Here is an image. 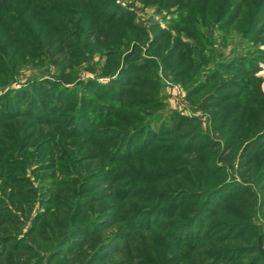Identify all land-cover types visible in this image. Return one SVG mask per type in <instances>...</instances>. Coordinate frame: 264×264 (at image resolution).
Listing matches in <instances>:
<instances>
[{"label": "rangeland", "instance_id": "obj_1", "mask_svg": "<svg viewBox=\"0 0 264 264\" xmlns=\"http://www.w3.org/2000/svg\"><path fill=\"white\" fill-rule=\"evenodd\" d=\"M89 1L0 0V264H186V227L189 264H264V0ZM184 190L194 227L165 218Z\"/></svg>", "mask_w": 264, "mask_h": 264}, {"label": "trees", "instance_id": "obj_2", "mask_svg": "<svg viewBox=\"0 0 264 264\" xmlns=\"http://www.w3.org/2000/svg\"><path fill=\"white\" fill-rule=\"evenodd\" d=\"M101 2V0H90L88 3H87V6H86V8H87V15H89V18H91V19H102V18H104V16H102V8H101V6H102V4L100 3ZM85 8V3L83 4V8L82 9H86ZM49 17H53V16H51V14L50 15H48ZM116 19H115V17H111L110 18V20H108L107 21V26H109V25H113V23H114V21H115ZM95 34H98L99 35V32H96V33H94V35ZM115 92V93H114ZM114 93V94H113ZM119 93L122 95V92L121 91H119ZM120 94H118V90H113L112 91V97H113V99H115L117 96H121ZM114 96H115V98H114ZM112 101V100H111ZM86 105V104H85ZM88 106H93V104L92 103H88L87 102V106L86 107H88ZM86 107H85V109H86ZM105 109H106V111L107 110H109L110 108H107V107H105ZM110 112V111H109ZM99 114H104L105 112H98ZM107 113V112H106ZM80 115V114H79ZM93 119V118H92ZM91 121V120H90ZM176 122H175V124H172L171 125V127L173 128V132H176V131H179L180 132V130L185 126V124H189V122H188V120L187 119H184V117L182 118V117H179V118H177V120H175ZM99 123V122H98ZM98 123H93L92 121H91V126H95L96 124H98ZM138 128L139 127H136V128H132V129H130V130H128L129 132H134L135 130H138ZM169 129V128H168ZM178 132V133H179ZM90 133H94V130H91V132ZM89 132L87 133V135H89L90 134ZM101 134V133H100ZM181 134L182 133H179V136H178V139H180L182 136H181ZM102 135V134H101ZM154 147V146H153ZM119 149H118V151L116 152L114 149H116V148H113V149H111V150H109V154L113 157L114 156V158H113V161H115L116 163H124L125 161H127L128 159H132V158H139V159H148L149 157H152V155H154V153H152L151 151L153 150V148H150V149H148V150H144V148L143 149H141V150H135V151H133V152H131V153H127V152H123V153H121L120 152V147H118ZM107 153V154H108ZM180 168H183V170H185V171H183V172H181V171H179L180 170ZM166 171V172H165ZM189 173V175L188 176H190V173H193L194 172V168H192V167H190V166H188V165H186V164H180V165H178V166H172V167H169V168H167V170H163L162 172H160V174L161 175H163V174H165V173H171L172 175H170V176H165V177H163V176H160L159 174H157V175H159L156 179H159V177H163V180H167V181H171L172 179H174L173 177H177V176H179V175H183V174H185V173ZM156 176V175H155ZM186 176V175H185ZM216 188H218V187H216ZM215 188V189H216ZM199 190H184V191H182L181 192V195L179 196V203H175V202H173V203H175V207H177V209L178 210H174L173 209V212L171 211L170 213H168L166 216H165V218H179V219H181V220H183L184 221V223H186V222H188L187 223V226H192V227H194L193 225L195 224V220H196V218H197V214L198 213H196L194 210H193V208L192 207H194L195 205H198V202L197 201H195V199H197L198 197H201V195L200 194H198V193H200V192H198ZM181 197V198H180ZM160 198V197H159ZM183 198V199H182ZM203 200V199H202ZM194 201V202H193ZM174 205V204H173ZM201 205H200V203H199V205H198V208L200 207ZM116 208V209H115ZM113 210H114V212H113V214H110V215H108V216H106L105 215V217L106 218H104V219H108L107 220V222H109V221H114L112 224H117V223H121V219H122V216H126V218L128 217V219H129V217L130 218H132V216H135L137 213H139V211H141V209L140 208H137V207H128V208H124V206L123 205H121V204H118V205H116V206H114V208H112ZM180 210V211H179ZM191 211V212H190ZM185 213H186V215H185ZM189 213V214H188ZM188 214V215H187ZM180 215H183V217H179ZM139 216V215H138ZM249 217V216H248ZM181 223H183V222H181ZM170 225H172V224H170ZM174 226V225H173ZM107 226H105V228H106ZM146 229H148L149 231H150V235H149V237H147V236H145V237H147V242L145 243V245H144V248H146V246L149 244L150 246H152V247H154V244H155V248L154 249H157V250H159V249H161V246H160V244L157 242V239H156V236H157V234L160 232V233H163V232H165V230H163V232H161L160 230H161V228H160V230H158L159 228H155V227H150V228H146ZM151 229L152 230H155V229H157V233L156 232H154L153 231V233L151 232ZM170 229H172V228H170ZM136 230H138V229H136ZM135 230V231H136ZM184 230H185V228H184ZM186 231H187V234L185 235V236H180V235H174V232H170L169 230H168V232H165L166 233V236H165V238H168V239H171L173 242H175L176 244H182L183 242H188V244L186 245L188 248H185L186 250L185 251H183V253L181 254V257L182 258H184V260H187V262H186V264L188 263H190L191 262V258H192V254L194 253V252H196L197 251V248L198 247H196V245L197 244H192L193 243V241H196V240H198V239H200L201 237H202V235H197L196 234V232L194 233V231H193V229H191V228H189V227H186ZM180 234V233H179ZM161 235V234H160ZM155 241V242H154ZM173 242H171L169 245H172L173 244ZM159 245V246H158ZM162 245H164V244H162ZM166 248V249H165ZM167 248H168V244L164 247V251H163V256H164V264L166 263V262H168V259H171V258H168L167 259V257H166V253H167ZM181 248V247H180ZM183 248V247H182ZM257 250H258V248H257ZM166 251V252H165ZM220 254H218V255H221L222 257H223V259H229V257L227 256V252H219ZM213 254V253H212ZM216 254V253H215ZM194 257V256H193ZM224 257H227V258H224ZM258 257H260L261 259H264V257L263 256H261L260 255V253H259V251H258ZM178 258H179V256H178ZM177 258V259H178ZM157 260V262H159V259L157 258L156 259ZM179 260V262H183V260H181V259H178ZM178 260H177V262H178ZM148 264H151V263H148Z\"/></svg>", "mask_w": 264, "mask_h": 264}, {"label": "water", "instance_id": "obj_3", "mask_svg": "<svg viewBox=\"0 0 264 264\" xmlns=\"http://www.w3.org/2000/svg\"><path fill=\"white\" fill-rule=\"evenodd\" d=\"M257 248H258L260 255L264 257V247L260 239L258 240Z\"/></svg>", "mask_w": 264, "mask_h": 264}]
</instances>
